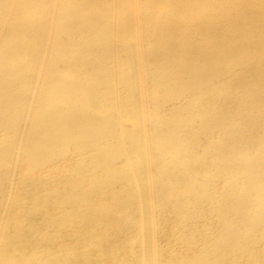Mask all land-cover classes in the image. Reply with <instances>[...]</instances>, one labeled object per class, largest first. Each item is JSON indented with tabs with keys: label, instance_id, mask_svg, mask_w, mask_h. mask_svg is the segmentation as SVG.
Returning <instances> with one entry per match:
<instances>
[{
	"label": "bare ground",
	"instance_id": "obj_1",
	"mask_svg": "<svg viewBox=\"0 0 264 264\" xmlns=\"http://www.w3.org/2000/svg\"><path fill=\"white\" fill-rule=\"evenodd\" d=\"M0 264H264V0H0Z\"/></svg>",
	"mask_w": 264,
	"mask_h": 264
}]
</instances>
